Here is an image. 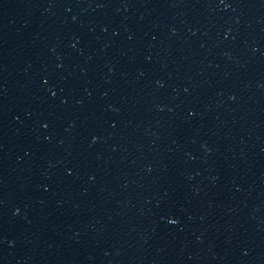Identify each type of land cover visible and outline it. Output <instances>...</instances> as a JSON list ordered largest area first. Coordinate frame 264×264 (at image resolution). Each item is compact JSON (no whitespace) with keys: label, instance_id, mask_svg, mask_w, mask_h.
Instances as JSON below:
<instances>
[{"label":"water","instance_id":"water-1","mask_svg":"<svg viewBox=\"0 0 264 264\" xmlns=\"http://www.w3.org/2000/svg\"><path fill=\"white\" fill-rule=\"evenodd\" d=\"M0 264H264V0H0Z\"/></svg>","mask_w":264,"mask_h":264}]
</instances>
